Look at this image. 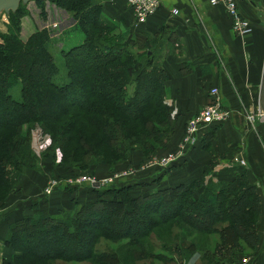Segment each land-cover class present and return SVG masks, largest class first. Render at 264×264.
Here are the masks:
<instances>
[{"label": "trees", "instance_id": "1", "mask_svg": "<svg viewBox=\"0 0 264 264\" xmlns=\"http://www.w3.org/2000/svg\"><path fill=\"white\" fill-rule=\"evenodd\" d=\"M46 1H34L43 18ZM48 1L72 15L83 39L60 49L67 74L57 81L59 66L48 33L37 31L23 43V6L7 16L11 26L0 44L1 204L8 201L14 187L8 171L32 167L36 154L30 141L33 126L39 125L61 146L65 156L61 167L77 165L87 170L96 162L125 160L133 140L144 153L150 152L156 147L151 137L170 139L175 125L172 107L165 103L168 76L158 50L164 43L159 38L162 31L121 30L94 0ZM15 85L20 89L17 98L11 93ZM218 126H209L203 141L212 138ZM206 147L203 142L202 148ZM49 150L39 155L41 160ZM186 155L171 166L185 161ZM232 170V177L225 179L216 172L212 175L207 166L199 177L167 186L160 183L138 193L135 187L147 182L98 188L87 184L92 198L76 199L72 208H61L58 213L46 207L50 194L42 192L45 207L37 206L32 214L9 223L4 242L12 256L0 258V264L80 260L118 264L121 251L140 259L171 260L178 254L185 262L196 257L209 264L237 262L258 247L262 201L256 183L244 170L238 166ZM75 187L62 188L71 191ZM152 237L157 240L154 244ZM102 242H108L109 248L99 251ZM155 246L173 255L157 254Z\"/></svg>", "mask_w": 264, "mask_h": 264}, {"label": "crops", "instance_id": "2", "mask_svg": "<svg viewBox=\"0 0 264 264\" xmlns=\"http://www.w3.org/2000/svg\"><path fill=\"white\" fill-rule=\"evenodd\" d=\"M98 2L103 7V15L119 25L121 30L127 28L138 33L154 34L161 31L163 33L159 38L164 40V43L162 46L158 45L160 50L158 52L162 56L160 57L161 67L166 70L168 76L165 81V101L175 104L178 110L169 146L172 144L174 146L183 138L187 120L211 101L212 95L209 91L214 86L218 88L223 105L232 110L231 118L225 121L227 124L223 126L219 124V129L211 138L212 149L217 153L223 152L222 162L230 166L226 169L222 168L221 171L224 174L220 175L225 179L232 177V168L238 166L235 158H243L246 162L244 165L252 168L255 176L259 175L264 170L262 124L261 121L256 120L254 130L250 122L246 121V114L257 112L258 108L262 107L260 106L262 95L260 85L264 72V0H237L239 14L253 25L250 33L245 36H239L233 32L232 21L223 5L211 6L208 0H161L159 11L139 25L134 23V16L128 9L126 0H98ZM36 8L38 7L33 9L35 12H37ZM174 9L177 15L171 13ZM22 20L20 40L24 43L33 34L30 33L33 27L32 24L25 26L30 24L32 19L24 16ZM75 25L68 28L66 32L71 33ZM77 44L73 42L71 46ZM241 120L245 122L246 127L248 126L247 129L243 127L240 129ZM224 131H227L229 137L223 133ZM203 134L196 146L187 152L184 157L186 160H180L179 165L171 166L167 173H162L163 170L159 166L161 171L146 170L138 178H119L113 184L119 185L120 182L131 183L132 181L147 182L146 185L135 187L134 191L138 193L147 189L151 190L160 183L162 186H167L201 176L204 168L209 166L208 160L211 157L209 150L202 148ZM140 157L141 155L137 159L140 160ZM103 166L98 165L99 168L93 166L94 169L90 167L89 171L93 175L96 174L97 178L104 177L111 170ZM122 167L116 166L114 169L118 170ZM54 170L53 175L49 177L54 176L61 182L60 186L53 192L50 191V195L46 197L48 198L46 207L50 212L58 213L64 206L70 209L74 206L73 201L76 199L92 198L93 194L85 189L86 183L68 184L65 181L71 177V172L65 170L64 166H55ZM49 177L42 190H39V186H42V178L36 174V171L27 173L24 176L27 186H22L19 193L9 195L5 207L1 210L3 215L0 216V258L4 257L1 253H10L4 242L9 229L7 222L35 211V209L31 211L34 207L27 208L22 204L25 200L23 197L26 194L41 196ZM158 177L160 179L157 181ZM31 181H34V185L37 182L39 186L35 185L31 188ZM63 185L76 186L77 189L67 191L62 188ZM258 230L260 231L259 228ZM239 260L242 261L241 264H264V230L259 233V243L255 252L252 255H242Z\"/></svg>", "mask_w": 264, "mask_h": 264}, {"label": "rangeland", "instance_id": "3", "mask_svg": "<svg viewBox=\"0 0 264 264\" xmlns=\"http://www.w3.org/2000/svg\"><path fill=\"white\" fill-rule=\"evenodd\" d=\"M94 1L96 3H98V4H100V6H102L101 3L98 2V0H94ZM45 5H46V7H44V11H45V15H46L45 18L47 19L49 17V19H51L50 17L53 16L54 18L57 19L58 25L55 28L52 27V28L46 29L44 27V25H43V21H44V19L42 17L43 14L42 15L40 14V10L38 8H36L37 12H35L33 10L34 7H38V5H36L34 1H32V2L30 1V2H28V4L22 5L23 6L22 10L24 9V14L23 15L25 17H27L28 19H32L31 23L28 24V25H25V26L28 27L29 25L32 24L33 31L30 32V33H33V34H35V32H37V31L41 32L43 30H45L48 33L49 40L51 41V46H53L52 50H56L57 51L56 53H54V56H55V60L57 62V65L59 66V74L55 77V80H57V81L61 80L62 81V80L65 79V76H66L67 73H66V68H65V66L63 64V59L61 57V50L60 49L61 48L62 49H66L67 47L71 46V43H73V42H75V44L79 43L83 39V35H82L83 33L78 31V30H76V28H74L71 31V33L66 32V30L68 28H71L72 25L76 24V21L72 17V15L67 13L66 11H64L62 8H60L58 4H55L53 2H49L48 0L45 2ZM3 14H4V12H3ZM23 17L21 18V20L23 19ZM7 20H8V17H7ZM10 22H11V20H8V22H7L3 18L0 19V44H2L1 37L4 34L7 35V33H8V28H10V26H11ZM22 22H23V20L20 22V32H21V28H22V24H21ZM36 29H38V30H36ZM59 30H60V32H62L61 34H60ZM53 34L54 35L58 34V35L52 37L53 39H51L50 36L53 35ZM19 90H20L19 86L15 85V86L12 87L11 93L17 98L18 94H19ZM60 102L59 103H55L56 110L61 106ZM173 106H175V104H173ZM170 116L172 118H174V121L177 119V115L175 116L174 114L173 115L170 114ZM259 120H261V119H259ZM225 124H227V122L226 123H222L221 125L223 126ZM261 124H262L261 125L262 126L261 134H263V136H262L263 138L261 140L263 142V148H264V118H262ZM34 127L39 128L40 130L43 131V129H41V127L39 125L33 126V128H32V130H37ZM242 127H243V129H247L248 126L246 127L245 122L242 121V123L240 125V129ZM23 128H24L23 129L24 131L28 130V127H23ZM173 128H174V125H173ZM161 130H164V129H161ZM223 133H226V136L229 137L227 131H224ZM32 134H33V131L31 132V139H30L31 143H32ZM42 134L44 136L49 137L50 141L48 142L49 144L46 147V149L48 150V148H50V150L48 151L46 156H44L45 157L44 160H41L42 158L40 156H35L36 155L35 154L34 155L35 159H33V164H32L31 169H29V168L22 169L21 168V170H18L19 172H16L15 170H9L8 171L7 175L10 176V178H12V182H13V186H14V187L11 188L12 190H10L11 191L10 194H9L10 196L12 194L19 193V190L21 189L22 186H27L26 185V180L24 179V176L27 173H31L32 171L33 172L36 171V174H38V176L41 177L43 181H42V184H41L42 186H39L37 184V182L35 183V185H38L39 186V190H42V187L44 186V183H45L46 179L49 177V175H51V174L53 175L52 172L55 171L54 167L55 166H61L60 165L61 161H62L63 157H65L63 149L61 148L60 145H58L56 140L51 138L49 133H45V134L42 133ZM172 135H173V133H172ZM172 135L170 136V139H166V140L164 139L162 141L160 140V138H158L156 140V138H157L156 135L151 137V139H154V140H151L152 141L151 143L154 145V147L155 146L156 147L153 148V149L150 148L152 150L150 152H148V153H144L142 151V148H140L137 143L133 142V141H136V140L131 141L130 142L131 143L130 147L127 148L128 149L127 150V154L128 155H127L126 159L123 160V161L118 160V162H114V163H106V162H104V163H98V164L96 162V164H90V166L87 168V170L79 168L77 165L76 166H74V165L65 166L64 165V167H65V170H67V171L69 170L68 172L72 171L70 178H72V177L77 178L78 174L80 176L84 175V174L91 175V173L87 172L88 170H90L89 168L92 167V169H94L93 166H96L97 168H99L98 165H101V166L104 165L107 168H110L109 170H111V172H109L108 175L106 174L107 176H109L112 173L116 172L115 174H116V178L117 179L119 177L120 178H125V177L127 178L128 177L129 179H131L132 177L138 178V177L142 176L146 170H148V171L160 170V169L163 170L162 166H161L160 169H159V167H158V169H156L157 165H153L152 167H147V166H145V163L155 159L156 157H159L160 154L162 156V154H165V153H167V151L171 150L170 148L172 146H169V144H170V141L172 140V138H171ZM201 137H202V134H201ZM224 138L225 137L223 136V141H224ZM202 142H204V144H206V146H207L204 149L209 150V154H211V157L208 160L209 161L208 165L210 166V170H211L210 172L212 173V175H214V173L216 172L217 177L225 178V177L222 176L224 174V172L221 171V169L222 168L226 169V168H229L230 166H228L227 164L222 162V160H223L222 158H223V154L224 153L223 152L217 153V152H215V150L212 149L211 138L210 139H205L204 141L202 139ZM222 143H223V146H225V143L224 142H222ZM176 144H174V146ZM31 150H32V147H31ZM262 154L264 155V150H263ZM140 155H141V157H140V160H139L137 158H139ZM131 156L134 159H137V160H134ZM235 160H236V163L239 166V169L244 170L246 176L248 175L250 177L249 178L250 180H253L254 183L256 182L257 190H259L258 193L260 194L261 201H262V205H261L262 206V216H261L262 219H260V222H259L260 224H259L258 228L260 229V231L264 230V170L259 173L260 176L258 174L255 176L253 174V172H252V168L246 167L243 163H239L238 162L239 159L235 158ZM125 161H127V162H125ZM262 162L264 163V159H262ZM262 165H263V168H264V164H262ZM116 166H120V167L123 166V167H122V169L118 168V170H116V169H114ZM231 166H233V165H231ZM95 170H97V169H95ZM169 170L170 169H168V171ZM168 171H166V172L163 171V173H167ZM220 174H222V175H220ZM135 176H137V177H135ZM57 179L58 178H55L54 176H50L46 184H48V182L50 184V182L52 183L53 181H57ZM33 182L34 181L30 182L31 183L30 185H32L31 188L35 187ZM74 189H77V188H74ZM53 190H51V191H53ZM24 196L25 197H23V198L25 200H23L22 204L25 205V207H27V208L34 207L31 210L32 212H33L34 209L37 208V206H39V208L40 207H45V205H42V203H41L42 200H43L42 198L45 197L44 195H42V196H38V195L34 196V194H33L32 196H29V195L26 194ZM29 201H30V203H28ZM33 202H35L36 205L33 206ZM4 207H5V203L4 204L0 203V216L3 215L1 210ZM64 207L66 208V206H64ZM66 209H68V208H66ZM10 222H7V226L9 225ZM190 234H191V232L189 233V235ZM150 240H151V242L153 244L157 242L156 238L154 239L153 237ZM108 248H109V243L108 242H102L97 247V249L99 251L106 250ZM8 250L10 251V253H6V252L1 253V254H4L3 255L4 257H2V258L6 259V260L10 259L11 256H12L11 255L12 254L11 248L8 247ZM115 250H117V247L115 248ZM154 250L155 251H153V252H155L157 254H163V253L164 254H170L169 252H165V250L159 249L157 246H155ZM252 254L253 253H250L248 255H252ZM119 255H120V260L121 261H120V263L118 262V264H209L206 260H199L197 257L194 258V260L192 259L191 261L185 262L184 260H181V258L179 257L178 254L175 255V259H171V260H167L164 257H163L164 258L163 259V258H160V257H157V256L156 257H152V258L149 256V257H146V258H143V259L137 258V256L133 258L132 256H128V254H125L123 251H121L119 253ZM172 255H173V253L170 254V256H172ZM241 262L242 261L239 260V261L233 262V263L241 264ZM233 263H231V264H233ZM54 264H96V263L92 262V261H81L80 260V262H76V261L60 262V261H57L56 263L54 262Z\"/></svg>", "mask_w": 264, "mask_h": 264}, {"label": "built area", "instance_id": "4", "mask_svg": "<svg viewBox=\"0 0 264 264\" xmlns=\"http://www.w3.org/2000/svg\"><path fill=\"white\" fill-rule=\"evenodd\" d=\"M128 9L131 11L132 15L134 16V23L139 25L140 23H144L149 17H152L154 13L156 14L157 11L160 9V3L161 0H126ZM209 4L211 6H224L225 11H227V15L232 21L233 25V32L239 36H245L250 33L252 30V24L249 20L241 17L238 11L237 6V0H208ZM171 13L177 15V11L174 9L171 11ZM3 18L4 20H7V15H4L3 12L1 13L0 19ZM46 19L43 18V25L46 29L48 28H55L58 25V21L53 16ZM60 32V30H59ZM62 32H60L61 34ZM58 34H53L50 36L52 37L57 36ZM211 97V101L200 109L196 114L191 116L188 121L186 122L187 125L185 126V130L183 133V138L173 147V149L167 151L165 154H160L159 157H156L155 159L146 162L145 166L152 167L153 165L162 166V168H166L171 166L174 162L181 159L191 148H194L197 144V142L200 139L201 134L208 129L209 126L213 124H222L227 121V119H230L232 116V110L231 108H228V106H224L221 101V95L219 94L218 88L212 86L209 91ZM165 103L172 107L171 114L176 115L178 110L176 106H173L172 103L166 102ZM264 118V110L262 107L258 108V111L246 114V120L250 122V124L253 126L252 128L255 130V124L254 122L256 120H259ZM259 120V121H261ZM37 130H33L32 134V149L35 151L37 156H39L48 146V142L50 141L49 137L44 136L42 133H44L39 128L34 127ZM32 132V131H31ZM45 134V133H44ZM239 163H246L244 162L243 158H240L238 160ZM116 172L112 173L111 175L104 177L97 178L95 175L91 174H84V175H77V178H68L65 181L68 184H89L92 185L95 182H100L99 186H105L109 184L115 183V181L119 180V178H116ZM121 179V178H120ZM60 179H57V181H53L52 183L48 182L47 186L43 188V192L46 194H49L51 190L54 188L60 186Z\"/></svg>", "mask_w": 264, "mask_h": 264}, {"label": "water", "instance_id": "5", "mask_svg": "<svg viewBox=\"0 0 264 264\" xmlns=\"http://www.w3.org/2000/svg\"><path fill=\"white\" fill-rule=\"evenodd\" d=\"M32 2L35 0H0V16L1 13L4 12L5 15H9L10 13H15L16 9L19 8L20 4L21 5H26L28 2ZM260 93L261 95V100H260V106H262L264 110V72H263V81H261L260 85ZM100 182H95L92 185L94 187H99ZM30 203V201L28 202Z\"/></svg>", "mask_w": 264, "mask_h": 264}]
</instances>
